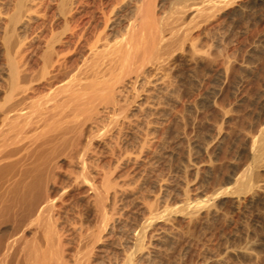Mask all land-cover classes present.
Returning a JSON list of instances; mask_svg holds the SVG:
<instances>
[{"label":"bare ground","instance_id":"1","mask_svg":"<svg viewBox=\"0 0 264 264\" xmlns=\"http://www.w3.org/2000/svg\"><path fill=\"white\" fill-rule=\"evenodd\" d=\"M157 2L1 0L0 264H101L98 248L113 224V172L129 152L123 145L133 127L125 120L152 82L146 68L192 48L184 20L221 4L175 0L167 17ZM114 137L116 164L105 168L94 142ZM253 142L260 155L264 127ZM247 173L241 188L255 192ZM145 233L146 225L135 233L139 247Z\"/></svg>","mask_w":264,"mask_h":264},{"label":"rangeland","instance_id":"2","mask_svg":"<svg viewBox=\"0 0 264 264\" xmlns=\"http://www.w3.org/2000/svg\"><path fill=\"white\" fill-rule=\"evenodd\" d=\"M173 2L158 0V14L171 16ZM184 27L193 47L149 65L152 82L127 113L129 152L113 172L101 264H264V151L252 153L264 127V0H221ZM2 39L0 27V68ZM116 140L94 142L105 168L116 164ZM250 168L255 192L241 188Z\"/></svg>","mask_w":264,"mask_h":264}]
</instances>
